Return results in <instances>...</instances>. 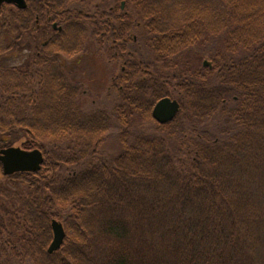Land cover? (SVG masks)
<instances>
[{"label": "trees", "instance_id": "1", "mask_svg": "<svg viewBox=\"0 0 264 264\" xmlns=\"http://www.w3.org/2000/svg\"><path fill=\"white\" fill-rule=\"evenodd\" d=\"M90 1L47 0L61 42L0 68V148L44 157L0 164V264H264V0ZM25 12L3 19L10 49L37 31ZM87 36L124 66L109 111L83 109L84 82L61 68ZM165 96L179 111L160 124ZM52 219L65 237L48 253Z\"/></svg>", "mask_w": 264, "mask_h": 264}, {"label": "rangeland", "instance_id": "2", "mask_svg": "<svg viewBox=\"0 0 264 264\" xmlns=\"http://www.w3.org/2000/svg\"><path fill=\"white\" fill-rule=\"evenodd\" d=\"M93 4H98V1H90V4H84V7L89 10L93 8ZM124 6V1H121V9H123ZM5 8L7 9H3L0 12V47L2 51L0 52V68L21 64L31 52V50L26 49V46L23 44H20L19 47L17 46L18 48L14 47L10 49V47H12L17 41L15 40L16 33L14 34L13 32L11 35L6 33L7 30H4L3 25H5V21L3 20V11H7L9 7ZM137 32L140 33L141 30L138 29ZM76 34L78 35V33ZM88 36H90L89 33ZM88 36L86 40L87 52L74 55L70 58H66L63 55L61 58V68L64 72L71 73L72 77H74L73 80H81L84 82L85 87L87 88V93L85 95H80L79 98V104L83 109L94 110L101 105L109 111V109H111L110 104L108 100H105V96L109 91L110 79L118 74L124 66L120 63H109L103 57H97L95 55L94 43L91 41V38H88ZM203 61H208L207 55L203 57L202 62ZM103 98L104 100H102ZM100 101L102 102L101 104ZM110 133V136L102 144L100 149L103 155L107 157L115 156L120 150V145L115 138V128H112ZM13 145L20 146L19 141L15 142Z\"/></svg>", "mask_w": 264, "mask_h": 264}, {"label": "water", "instance_id": "3", "mask_svg": "<svg viewBox=\"0 0 264 264\" xmlns=\"http://www.w3.org/2000/svg\"><path fill=\"white\" fill-rule=\"evenodd\" d=\"M4 1L12 2L21 9L25 7V0H0V6ZM203 64L207 65L208 62L204 61ZM178 111V101L165 96L155 102L151 110V116L156 122L164 124L172 120ZM43 161V153L37 148L27 150L12 145L0 149V164L4 175H12L17 172H36L40 170ZM50 226L52 239L47 247L48 253L59 249L65 237V230L60 221L52 219Z\"/></svg>", "mask_w": 264, "mask_h": 264}, {"label": "flooded vegetation", "instance_id": "4", "mask_svg": "<svg viewBox=\"0 0 264 264\" xmlns=\"http://www.w3.org/2000/svg\"><path fill=\"white\" fill-rule=\"evenodd\" d=\"M43 6H48L47 0H25V7L22 8L26 9L25 13L29 17L30 25L35 24L37 29V31H31L30 33H27V37L30 41L25 46L28 50H35L45 47V45L47 46L50 38H52L51 42L53 44H59L61 42V39L58 35V33H60L62 30L61 20L55 18L53 15H48L49 13H47V11L42 8ZM5 7H9L10 10L3 11L4 17L7 16L9 12H16L18 9H21L12 2L4 1L1 3L0 12ZM41 22L47 24V26L42 27ZM34 40L36 41L33 42Z\"/></svg>", "mask_w": 264, "mask_h": 264}]
</instances>
